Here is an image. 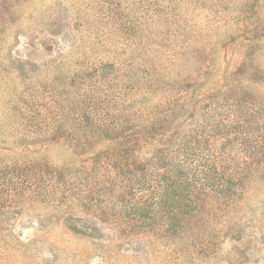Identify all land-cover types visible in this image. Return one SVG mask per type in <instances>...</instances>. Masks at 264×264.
<instances>
[{
	"label": "rangeland",
	"instance_id": "374dc122",
	"mask_svg": "<svg viewBox=\"0 0 264 264\" xmlns=\"http://www.w3.org/2000/svg\"><path fill=\"white\" fill-rule=\"evenodd\" d=\"M0 264H264V0H0Z\"/></svg>",
	"mask_w": 264,
	"mask_h": 264
},
{
	"label": "trees",
	"instance_id": "16d2710c",
	"mask_svg": "<svg viewBox=\"0 0 264 264\" xmlns=\"http://www.w3.org/2000/svg\"><path fill=\"white\" fill-rule=\"evenodd\" d=\"M199 142L196 139L194 147ZM186 146L185 144L182 154L170 153L168 150L166 152L163 151L164 154L168 153L165 156H161L160 161L168 162V165L162 175V183L166 185L164 197L171 204H175V207L180 205L178 185H184V196H186V205L184 203V207L188 209L189 213H195L199 210L200 205L203 206L207 202L210 194L223 197L227 195L228 191L231 192V184L236 177L222 165L209 160L210 156H206L207 159H204L196 155V153L190 152ZM229 197L227 196L226 199ZM195 209L196 211H194Z\"/></svg>",
	"mask_w": 264,
	"mask_h": 264
}]
</instances>
